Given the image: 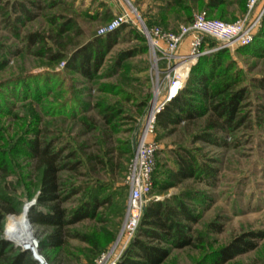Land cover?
Here are the masks:
<instances>
[{
  "label": "trees",
  "instance_id": "trees-1",
  "mask_svg": "<svg viewBox=\"0 0 264 264\" xmlns=\"http://www.w3.org/2000/svg\"><path fill=\"white\" fill-rule=\"evenodd\" d=\"M246 2L151 0L146 10L137 9L148 28L160 25L179 28L182 23L192 22L196 11H206L211 17L226 20L227 9L238 5L244 15ZM134 5L141 6L139 0H135ZM40 14L49 19L50 27L26 32L23 40L27 52L18 48L10 54L20 57L26 53L45 61L48 67L62 63L66 71L87 80L97 78L113 46L127 29V25H123L84 43L86 31L80 19L103 22L106 18L88 10L80 12L67 0H13L2 8L1 16H6L5 27L19 35L21 23L32 21ZM241 14H233L232 21ZM105 15L109 16V12ZM136 39L145 42L142 36L136 35ZM227 50L219 49L202 56L193 67L186 88L157 115L156 129L163 132L156 140L177 137L172 142L175 148L169 149L173 156L165 157L161 163L157 161V165L166 168L160 172L163 179L155 181L160 193L184 186L188 181L214 185L220 170L212 165L216 159L207 158L204 146H229L226 138H234L243 126L252 123L264 126V70L258 76H249L251 70L243 69L236 59L224 61ZM147 51L146 44L132 52L124 51L115 65L120 67L135 53ZM237 53L264 61V17L253 43ZM7 65V60L0 59V114L13 116L18 122L7 129L0 126V264H39L29 251L13 246L1 236L7 215L17 213V198L9 194L11 189L7 184L19 160L31 170V187L38 192L29 220L48 229L40 245L45 260L50 264L80 262L81 257L68 249V240L74 239L87 245L78 253L93 263L116 240L125 217L129 198L126 176L134 156L139 120L150 106L151 93L149 89L142 93L127 90L120 80L119 84L102 86L101 91L111 98L104 97L91 106L81 105L78 111L68 112V108L79 101L74 88L45 101L40 88L30 91L31 82L38 76L28 70L9 76ZM122 84L124 86H120ZM20 85L25 86L26 93L18 100L20 96L10 87ZM6 90L10 91L12 99H29L31 113L35 111L32 106L37 104L41 114L35 107L34 114L29 112L27 117H20L13 114L11 108H4L1 99L5 98ZM253 98L256 103L250 104ZM93 110L95 114H88ZM74 128L80 131L73 138L70 131ZM194 191L186 184L178 196L150 202L137 236L117 264H166L173 252L186 248L201 252L193 264H224L257 247L252 237L259 236L252 234L237 237L220 249L207 248L203 244L206 238L194 229L200 218L191 204ZM76 196V208L65 206ZM32 197L29 195L30 199ZM87 219L98 224L97 228L90 232L72 229L76 223ZM209 228L212 232L220 231L215 221ZM99 233H103V237Z\"/></svg>",
  "mask_w": 264,
  "mask_h": 264
},
{
  "label": "rangeland",
  "instance_id": "rangeland-1",
  "mask_svg": "<svg viewBox=\"0 0 264 264\" xmlns=\"http://www.w3.org/2000/svg\"><path fill=\"white\" fill-rule=\"evenodd\" d=\"M12 1L13 0H0V59L7 60L8 65L6 66V70L9 73V76L12 74H19L20 70H28L27 72L38 76L37 79H34L31 82L30 91L33 92L36 88H40L42 95L46 96L45 101L51 100L53 96L66 89L74 88L76 92H78L76 99L79 101H77L76 104L71 105L68 108V112L78 111L79 106L81 105L91 106L104 97L111 98V95L101 91L102 86L104 84H119V81L122 80L126 85L125 87L127 90L142 93L144 90L149 89L151 100L147 112L149 111L154 97L155 77L152 69L153 62L150 55L148 40L141 25V20L143 22L144 20L137 7L140 10H146L151 0H139L141 6H135V0H128L130 4L127 0H67L71 1L74 5V9L80 12L88 10L93 15L99 14L100 16H103V18H106L103 22L88 21L86 18L80 19L86 31V39L84 43L92 37L102 36L98 35L99 29L111 22L117 16L123 13L129 15V21L123 24L127 25V29L122 32L123 35L113 46L111 52L107 56L105 64L99 70L98 76L95 80H87L78 74L66 71L62 63L48 67L47 64L44 63L45 61L42 62L26 53L20 57H13L10 52L18 48H23L24 52H27V45L23 40L26 32L42 31L41 29L46 27L49 28L50 26L48 22L49 19L40 14L32 21L21 23L19 35L6 28V16H1L2 8L6 6V3H12ZM238 9V5H236L235 8L229 7L227 9L229 17L225 18L226 21H232L231 16L233 14H241V10ZM106 11L109 12V16H104ZM200 12L201 11H196L193 16L195 17ZM243 12L244 11H242V13ZM36 14L39 13L36 12ZM241 16L243 15L241 14L239 18H241ZM215 18L220 19L217 16ZM160 26L165 30L171 31L178 28L176 27L177 25H175V27L171 26L170 28H165L162 25ZM136 35L142 36L145 39V42L136 39ZM204 42L205 46H208L209 48H215L218 46L216 40L208 37L204 38ZM144 44L148 46V51L146 53H135L133 56L126 59L120 67L115 65L122 52H132L136 47L144 46ZM240 48L242 47L227 48L228 50L223 55L224 61L228 62L229 60L236 59L238 65L243 67V69L247 68L251 70L250 73H248L249 76L260 75L261 70H264L263 59L239 55L237 51ZM7 52H9V54ZM211 53H207L206 55ZM56 72H58V75H56ZM120 86L124 85L122 84ZM10 90H14L15 94L20 96V98H17L18 100L22 99L24 93H26L24 85L11 86ZM4 92L5 98L1 99V104L4 108H11L13 114H17L20 117H27L31 113V106L29 105L31 101L29 99L18 101L17 99L9 97L10 91L9 93L7 90ZM47 94H49L48 98ZM251 101L250 104L256 103L254 98L251 99ZM36 105L37 104L32 106L35 111H37L35 107L39 109V106ZM248 110H251V107ZM35 111H32L33 113L31 114H34ZM37 112L41 114L40 109ZM88 114H95V111H90ZM145 116L146 114L139 120L135 139L138 137ZM16 122L18 121H16L13 116L0 114V126L2 128L7 129L10 127V124L13 126ZM182 125L183 123H181L180 126ZM78 131L80 130L74 128L70 131V136L74 138V136L78 135ZM162 132L161 129H156L153 137L159 146L156 160L160 163L164 161L165 157L173 156L169 149L175 148L172 145V142L177 138L176 135H173L157 141V137ZM221 136L224 137V135ZM226 139L229 141V146H204V153L207 155V158H214L217 160L216 163H212L213 166H216L220 170L219 175H217L216 183L214 185H209L201 181L186 182V184L194 188V192H196L195 195H193L191 204L194 206L196 213L200 214L199 223L194 225V229L206 238L203 244L207 248L212 249L223 248L232 243L237 237L252 234H254V236H259L260 238L252 237V239H254L253 241L257 244L255 249L238 255L224 264H264V126L258 127L255 123H252L247 127L243 126L239 129L234 138L227 137ZM165 170L166 168L160 167L159 164L157 165L156 163L153 174L154 185L151 193L147 196V205L153 200H164L171 198L174 195L178 196L186 187L185 184L184 186L173 187L166 193H160L158 187L155 185V181H161L163 179L160 172ZM32 175L31 170L28 169L26 163L22 160H19V162L14 165V174L12 179L10 178L11 181L8 182L7 186L11 189L9 194H12L17 198L16 201H18V208L17 213H10L5 218L1 236L13 246L29 251L30 253L31 251L26 249L36 247L39 254L43 256L44 253H41L40 245L41 240L45 238L47 234L46 230L48 229L36 226L29 220V212L35 206L37 202L36 197L38 196V192L32 190L31 187ZM203 194H205L206 197ZM29 195L33 197L30 199ZM77 198L78 197L76 196L69 199L65 206L70 209L76 208ZM12 217H16V219L24 218L27 221L28 227L27 230L24 231L25 233L22 238H10L12 233L8 229H10ZM125 217L122 220L116 240L108 247L107 251L112 247L120 248L121 243L119 241V236L125 223ZM213 221L220 226L219 232H212L209 228L210 223ZM97 226L98 224L87 219L81 223H76L72 229L76 231L90 232L94 228H97ZM99 234L103 237V233ZM68 244V249L75 252V254L77 256L79 255L82 259L76 264H96L98 258L102 254L101 253L92 263L82 256V254L78 253L79 249L87 248L86 244L74 239H69ZM125 253L123 255H125ZM200 254V251H193L189 248L178 250L173 252L166 264H193L198 258H200ZM73 261L76 262L75 260Z\"/></svg>",
  "mask_w": 264,
  "mask_h": 264
},
{
  "label": "built area",
  "instance_id": "built-area-1",
  "mask_svg": "<svg viewBox=\"0 0 264 264\" xmlns=\"http://www.w3.org/2000/svg\"><path fill=\"white\" fill-rule=\"evenodd\" d=\"M263 17L264 0H247L245 14L235 21L214 18L201 11L192 22L180 25L177 31L165 30L160 26L148 28L141 23L153 62L154 97L142 121L126 176L129 198L125 223L119 236L120 248L112 247L104 252L96 264H117L137 236L147 206V196L154 185L153 174L159 149L153 139L157 115L186 88L192 69L202 56L219 49L251 45ZM128 21L129 15L123 13L101 27L98 35L112 33ZM205 37L216 40L218 46H205ZM26 250L31 251L39 264H50L36 247Z\"/></svg>",
  "mask_w": 264,
  "mask_h": 264
},
{
  "label": "bare ground",
  "instance_id": "bare-ground-1",
  "mask_svg": "<svg viewBox=\"0 0 264 264\" xmlns=\"http://www.w3.org/2000/svg\"><path fill=\"white\" fill-rule=\"evenodd\" d=\"M11 220H12V223H10V229H8L12 233L10 238L12 237L16 239L22 238L25 233L24 231L27 230V227H28L27 221L24 218L16 219V217H12ZM22 242L24 243L23 240ZM32 249H34V247Z\"/></svg>",
  "mask_w": 264,
  "mask_h": 264
},
{
  "label": "crops",
  "instance_id": "crops-1",
  "mask_svg": "<svg viewBox=\"0 0 264 264\" xmlns=\"http://www.w3.org/2000/svg\"><path fill=\"white\" fill-rule=\"evenodd\" d=\"M165 200V199H164ZM157 201H163V200H157Z\"/></svg>",
  "mask_w": 264,
  "mask_h": 264
},
{
  "label": "water",
  "instance_id": "water-1",
  "mask_svg": "<svg viewBox=\"0 0 264 264\" xmlns=\"http://www.w3.org/2000/svg\"><path fill=\"white\" fill-rule=\"evenodd\" d=\"M141 23H144V22L141 20Z\"/></svg>",
  "mask_w": 264,
  "mask_h": 264
}]
</instances>
